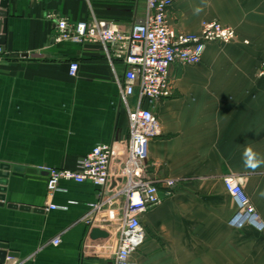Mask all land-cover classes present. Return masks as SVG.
Instances as JSON below:
<instances>
[{
  "label": "crops",
  "instance_id": "obj_1",
  "mask_svg": "<svg viewBox=\"0 0 264 264\" xmlns=\"http://www.w3.org/2000/svg\"><path fill=\"white\" fill-rule=\"evenodd\" d=\"M146 10L147 0H9L0 56V242L18 255L5 262L115 264L117 227L100 222L109 236L92 238L83 220L99 187L62 180L50 195L42 167L73 169L97 144L129 137L117 78L124 64L111 63L98 42L58 40L56 26L61 17L73 24L96 17L128 31ZM169 18L188 33L219 20L238 39L210 42L200 63L171 67L173 94L155 105L162 130L150 142L148 171L177 183L170 194L159 184L161 202L142 216L137 264H264V227L232 224L239 205L224 182L241 176L264 221V75L249 51L264 45V0H174ZM15 166L25 172L13 174Z\"/></svg>",
  "mask_w": 264,
  "mask_h": 264
},
{
  "label": "built area",
  "instance_id": "obj_2",
  "mask_svg": "<svg viewBox=\"0 0 264 264\" xmlns=\"http://www.w3.org/2000/svg\"><path fill=\"white\" fill-rule=\"evenodd\" d=\"M173 3L174 0H147L144 20L133 24L128 31L96 17L75 24L66 17L57 19L58 40L81 44L98 42L111 63L121 60L124 64V71L117 78L121 99L128 109L129 137L97 144L73 169L42 167L47 173L50 195L59 189L62 180L91 181L99 187L98 199L90 204L83 220L89 230L100 227V222L117 227L115 264H137L138 248L146 237L142 216L161 202L159 184L170 194L177 183L175 178L155 179L148 171L150 142L162 130L155 105L173 94L172 65L198 64L210 42L230 44L238 39L236 29L219 20H203L196 33L178 30L169 18ZM4 52L0 45V56ZM78 69V62L70 63L72 76ZM259 72L264 75V62ZM135 94L138 99L132 102ZM224 182L239 205L232 224L243 227L251 223L262 229L264 221L245 192L242 177L228 174ZM59 242L60 238L54 240L56 245Z\"/></svg>",
  "mask_w": 264,
  "mask_h": 264
},
{
  "label": "water",
  "instance_id": "obj_3",
  "mask_svg": "<svg viewBox=\"0 0 264 264\" xmlns=\"http://www.w3.org/2000/svg\"><path fill=\"white\" fill-rule=\"evenodd\" d=\"M9 0H0V45L3 47V50L7 49V33H8V20H9ZM35 170L28 169L27 172H34ZM25 172V168L21 166H15L13 168V174L22 175ZM6 171L3 172L6 175ZM4 184L3 180H0V185ZM0 190H4L3 186H0ZM162 195V194H161ZM2 194L0 193V199H2ZM163 197V195H162ZM0 204L3 202L0 200ZM11 207H17V204H9ZM22 209H30L29 206H21ZM109 232L107 230L101 229L100 227L92 228L90 232V237L92 238H107ZM10 246L8 243L1 241L0 242V263H4L8 257H15L18 254L9 251Z\"/></svg>",
  "mask_w": 264,
  "mask_h": 264
},
{
  "label": "rangeland",
  "instance_id": "obj_4",
  "mask_svg": "<svg viewBox=\"0 0 264 264\" xmlns=\"http://www.w3.org/2000/svg\"><path fill=\"white\" fill-rule=\"evenodd\" d=\"M251 45H252V48L249 51L251 53V56H253V58L257 62L258 75H259V78H261L263 76L260 75L259 70H260L261 64L264 62V53H262L263 55L261 54V52H263V51H261L260 47H262L264 45L261 43H255V44H251Z\"/></svg>",
  "mask_w": 264,
  "mask_h": 264
}]
</instances>
